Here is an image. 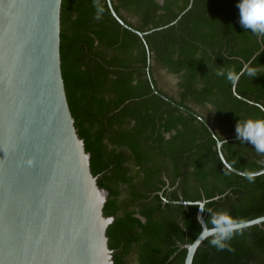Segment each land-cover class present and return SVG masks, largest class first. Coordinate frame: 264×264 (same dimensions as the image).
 <instances>
[{
	"label": "trees",
	"instance_id": "trees-1",
	"mask_svg": "<svg viewBox=\"0 0 264 264\" xmlns=\"http://www.w3.org/2000/svg\"><path fill=\"white\" fill-rule=\"evenodd\" d=\"M110 1L143 39L117 23L106 0L61 2L68 106L91 172L109 191L103 212L115 217L106 230L114 264H183L182 246L200 232L197 206L162 203L158 192L205 200L207 210L237 220L264 215V173L235 175L216 151L221 141L239 171L264 167V154L235 132L237 123L264 120V37L241 27L239 0ZM162 176L176 185L162 190ZM262 227L234 234L231 251L204 240L192 264H264Z\"/></svg>",
	"mask_w": 264,
	"mask_h": 264
},
{
	"label": "water",
	"instance_id": "water-1",
	"mask_svg": "<svg viewBox=\"0 0 264 264\" xmlns=\"http://www.w3.org/2000/svg\"><path fill=\"white\" fill-rule=\"evenodd\" d=\"M61 2L0 0V264H114L106 230L115 217L103 212L109 191L91 172L64 88ZM106 3L122 28L143 39ZM221 146L217 141L218 157L231 173H264L233 168ZM163 202L196 205V221L204 218L198 205L205 200ZM246 222L263 229L264 215ZM195 239L182 246L183 264H192L204 242Z\"/></svg>",
	"mask_w": 264,
	"mask_h": 264
},
{
	"label": "clouds",
	"instance_id": "clouds-1",
	"mask_svg": "<svg viewBox=\"0 0 264 264\" xmlns=\"http://www.w3.org/2000/svg\"><path fill=\"white\" fill-rule=\"evenodd\" d=\"M236 6L239 9L241 27L264 37V0H239ZM228 78L233 80L231 76ZM233 83H235L234 80ZM235 132L240 142L250 143L257 153L264 154V120H248L243 125L237 123ZM242 175L249 181H252L255 176L254 173H243ZM198 208L201 213L207 211L210 216L208 219H204L200 215L197 216L202 230L195 239L196 246L204 240H209V243L219 250L228 248L231 251L227 241L237 232L250 226L249 222L234 219L227 212L212 213L211 210L205 208L204 203H200ZM209 223L211 227H209ZM186 264H190V261Z\"/></svg>",
	"mask_w": 264,
	"mask_h": 264
},
{
	"label": "flooded vegetation",
	"instance_id": "flooded-vegetation-1",
	"mask_svg": "<svg viewBox=\"0 0 264 264\" xmlns=\"http://www.w3.org/2000/svg\"><path fill=\"white\" fill-rule=\"evenodd\" d=\"M157 1H158L159 3L162 2V0H157ZM172 134H173V132H171L170 134H165V138L168 139L169 136L172 135ZM161 179H162V180L164 181V183H165V186L163 187L162 190H165V188H166L167 190H171V189L176 185V183H175L173 186H170L168 180H167L164 176H162ZM157 194L161 197V199H162V203H164V202H163V199H164V198H162L161 193L158 192Z\"/></svg>",
	"mask_w": 264,
	"mask_h": 264
}]
</instances>
